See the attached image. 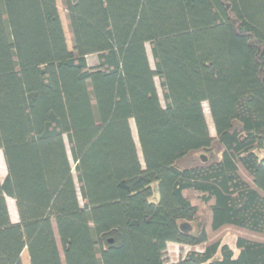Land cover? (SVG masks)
I'll list each match as a JSON object with an SVG mask.
<instances>
[{
  "label": "trees",
  "instance_id": "obj_1",
  "mask_svg": "<svg viewBox=\"0 0 264 264\" xmlns=\"http://www.w3.org/2000/svg\"><path fill=\"white\" fill-rule=\"evenodd\" d=\"M61 3L0 0V264H264V0Z\"/></svg>",
  "mask_w": 264,
  "mask_h": 264
},
{
  "label": "rangeland",
  "instance_id": "obj_2",
  "mask_svg": "<svg viewBox=\"0 0 264 264\" xmlns=\"http://www.w3.org/2000/svg\"><path fill=\"white\" fill-rule=\"evenodd\" d=\"M56 7H57V10H58V13H59V17H60V21H61V24H62V28H63V32H64L67 48H68V50H71V48H72L71 39H70L68 26H67V23H66V15H65V12H64L63 7H62L61 0H56ZM146 51L149 53V46L148 45H146ZM86 61H87L88 66L92 67L96 63V57L93 56V55L88 56L86 58ZM149 64H150L151 67H153V62H152L151 57H149ZM154 81H155V85H156V89H157L158 95H159V97H161V100H160L161 105H163L164 103H163V100H162V93H161V90H160L159 82H158L157 79H155ZM203 108H204V112H205V118H206L207 126H208V129H209V134L212 137H214L215 133H214V130H213V127H212V123H211L209 115H208V110H207V107H206L205 104L203 105ZM129 124L131 126V130H133V122L130 121ZM133 134L135 135V131L133 132ZM137 152H138V155L140 156L139 150H137ZM0 162L2 163V168H0V177L2 178L6 174V171H5L6 168H5V164H4L1 152H0ZM157 199H158V196L155 194V196L151 199V201L155 202ZM188 231H194L195 232L196 230H195V228L193 229V228H189L188 227ZM220 239H221L220 240L221 241V245H227L233 251L234 255L237 254L236 248H235L236 234H234L231 231H226V232H223L220 235ZM192 249L196 250V251H201L202 250V248L199 247V246H196V247L193 248V247H189V246L188 247H186V246L185 247H180V246L175 245V244H169L167 246V251H166L167 262L170 264V263H174V262L180 260L182 257H184V255L188 251H190ZM215 257L218 258L219 254H217ZM24 264H29L28 257H27V259H26Z\"/></svg>",
  "mask_w": 264,
  "mask_h": 264
},
{
  "label": "crops",
  "instance_id": "obj_3",
  "mask_svg": "<svg viewBox=\"0 0 264 264\" xmlns=\"http://www.w3.org/2000/svg\"><path fill=\"white\" fill-rule=\"evenodd\" d=\"M0 168H2V163L1 162H0ZM5 176H6V174H5ZM5 176L2 177V178L0 177V181L1 182L4 180ZM6 204H7L8 214H9V218H10L11 223H14V224L15 223H18L19 222V219H18V215H17V211H16V207H15L14 201L12 199H10V198H6ZM56 239H57V237H56ZM57 244H58V241H57ZM58 248H60L59 247V244H58ZM27 257H28L27 252H26V250H24L22 252V254H21L22 264L25 263Z\"/></svg>",
  "mask_w": 264,
  "mask_h": 264
},
{
  "label": "water",
  "instance_id": "obj_4",
  "mask_svg": "<svg viewBox=\"0 0 264 264\" xmlns=\"http://www.w3.org/2000/svg\"><path fill=\"white\" fill-rule=\"evenodd\" d=\"M202 159H203V161H205V160H204V158H202ZM111 242H112V241H111V240H109V243H111Z\"/></svg>",
  "mask_w": 264,
  "mask_h": 264
},
{
  "label": "bare ground",
  "instance_id": "obj_5",
  "mask_svg": "<svg viewBox=\"0 0 264 264\" xmlns=\"http://www.w3.org/2000/svg\"><path fill=\"white\" fill-rule=\"evenodd\" d=\"M132 132H134V127H133V130H132Z\"/></svg>",
  "mask_w": 264,
  "mask_h": 264
}]
</instances>
